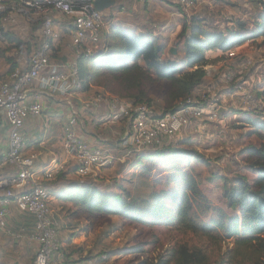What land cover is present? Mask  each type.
<instances>
[{"label": "built area", "instance_id": "1", "mask_svg": "<svg viewBox=\"0 0 264 264\" xmlns=\"http://www.w3.org/2000/svg\"><path fill=\"white\" fill-rule=\"evenodd\" d=\"M164 1L176 3L187 17L196 6V0ZM58 17L70 22L69 46L75 55V60L65 70L52 62L51 55L59 38ZM18 18L38 20L40 33L27 56L18 54L21 48L16 50L20 66L12 68L0 83V113L9 128L7 152L0 157V169L11 170L0 179V231L16 240L26 236L35 242L34 264H55L63 255L57 223L49 205L50 183L66 172L78 177L95 176L116 162H124L125 155L114 156L88 146L76 133V120L72 117L62 128L61 153L39 164L37 152L24 151L21 129L29 118L38 117L44 109L40 98L31 94L30 88L36 81L39 80L50 94L65 95L80 89L77 58L91 56L98 50L109 18L95 8L94 0H0V41H7L8 28L15 25ZM226 57L236 60L239 68L246 65L236 49L228 51ZM229 79L231 81L232 76ZM235 89L241 92L244 105L248 103L264 111V102L256 98L250 88L244 87L243 81H239ZM105 100L110 114L122 116L128 122L129 129L122 141L127 154L174 146L176 136L187 128L205 118L214 121L218 117L216 110L206 112L208 105L204 97H188L180 106L163 114L148 103L104 93L95 94L89 103L97 106ZM12 204L33 219L29 231L8 228ZM87 264L94 262L87 260Z\"/></svg>", "mask_w": 264, "mask_h": 264}, {"label": "rangeland", "instance_id": "2", "mask_svg": "<svg viewBox=\"0 0 264 264\" xmlns=\"http://www.w3.org/2000/svg\"><path fill=\"white\" fill-rule=\"evenodd\" d=\"M115 2L116 0H113L112 6L115 5ZM199 2H213L212 6L216 9L228 10L235 14L239 9H248L252 6V3H249L252 2L251 0H199ZM171 5L174 6V10H181L176 3H171ZM193 11L194 9H191L188 14H192ZM181 12L183 13V10ZM203 13L206 14L207 11ZM143 23L144 21L141 22V27L145 26ZM181 23L182 19L177 18L175 23L166 27V33L163 31L162 35H156L158 41L162 42L165 47L163 60L172 57L171 50L173 49L175 57L172 59L177 63L180 62L179 54L182 52V41L178 38L177 32ZM162 26L160 25V27ZM65 33L69 34L70 32L67 30ZM16 40L26 43L25 46L28 47L22 54L27 56L28 48L38 42L39 32L36 28H30L24 41L19 38ZM235 49L239 53V58L246 61V65L237 77L248 79L252 75H256L260 77V82H264V36L251 39ZM0 57L15 60L10 56V47L1 44V42ZM256 82L258 83L255 78L251 83V90L256 98L261 99L262 91L259 88L264 89V83L256 86ZM93 83L95 94L104 93L128 98L130 95H138L140 92L142 94L140 97L151 101L158 113L172 106L168 97L171 85L167 81H158L154 78V80L146 79L141 82H133L131 78L127 79L120 74H116L112 78L111 74L105 73ZM192 97H197V94L194 93ZM222 100L219 105L222 106V111L227 114V118L230 116V111L235 112L234 114L243 115L245 113L225 106ZM223 112L220 113V117L224 116ZM242 115L233 124L230 123L231 121H227L223 128L217 126L215 121V124L208 127L207 136H192L188 131L180 133L175 140L176 142L179 139L183 141L176 143V148L172 149L170 154L167 151L165 153V149H148L142 153H136L124 164H115L98 171L95 176L78 177L65 174L61 179L60 175L57 176L51 182L49 205L62 242L61 251L68 256L74 255L73 258L79 260H92L94 264H163V261L168 259V252L171 249L184 245L188 249L204 248L210 263L220 264L227 250L232 248L231 242L213 243L204 237L180 231L165 223L152 225L131 222L114 215L88 214L73 203L61 200L59 196L74 182L104 191L110 190L114 193L129 195L138 200L147 199L152 192L171 187V184H167L166 180L172 170L185 169L196 176L200 188L210 203L223 206L226 209L222 197V178L230 179L235 174L245 175L247 180H251L253 174L248 171L246 166L251 164L254 158L241 153L242 149L264 143V136L253 133L255 132L254 127L252 124L246 126L244 123L246 120L241 117ZM184 140L190 141L185 142ZM226 211L229 210L226 209ZM230 214L233 213L230 212ZM242 249L240 255L245 259L237 258V260L241 264H254L255 256L252 248L244 247Z\"/></svg>", "mask_w": 264, "mask_h": 264}, {"label": "trees", "instance_id": "3", "mask_svg": "<svg viewBox=\"0 0 264 264\" xmlns=\"http://www.w3.org/2000/svg\"><path fill=\"white\" fill-rule=\"evenodd\" d=\"M251 1L259 7V13L250 22L249 28L247 22L236 20L231 29L217 26L206 29L201 17L189 16L178 34L183 51V62L179 63L173 59H161L165 47L155 36L137 34L109 23L98 50L91 56L81 55L77 58L81 90H88L105 73L111 74L112 78L120 74L131 78L133 82L155 78L171 85L168 97L172 106L160 114L177 108L194 95L204 82L206 67L217 60H210L208 52L215 50L225 55L251 39L264 36V0ZM7 37L9 42L17 46L22 44L12 36ZM261 91L260 98L264 102V89ZM140 96L142 94L139 92L128 98L152 105L151 101ZM247 121L254 127L253 133L264 136V111L247 118ZM182 141L177 140L176 143ZM175 148L174 145L154 150L165 149V153L167 151L170 154ZM241 153L254 158L247 166L254 173V178L250 182L245 175L234 174L230 179L222 178L225 207L233 214L210 203L196 176L185 169L172 170L166 180L171 187L154 191L147 199L138 200L129 195L74 182L68 185L59 198L73 203L88 214L114 215L131 222L152 225L165 223L213 243L231 242L232 248L227 250L220 264H241L237 258L245 259L240 255L244 247L252 248L254 264H264V143L244 147ZM64 176L63 173L59 178ZM170 263L211 264L204 248L188 249L184 245L168 252V259L163 264Z\"/></svg>", "mask_w": 264, "mask_h": 264}, {"label": "crops", "instance_id": "4", "mask_svg": "<svg viewBox=\"0 0 264 264\" xmlns=\"http://www.w3.org/2000/svg\"><path fill=\"white\" fill-rule=\"evenodd\" d=\"M147 1L148 0H144V2L139 0H116L114 6L105 8L102 13L109 18L108 23L110 24H117L123 28L133 30L137 34L152 35L155 37L159 34L162 35L166 27L171 25V23H175L177 18L180 20L182 19V23L177 32V34H179L183 24L188 21L187 15L185 16L179 8L180 11L174 10V6L171 5V3L174 4V2H166L169 3L166 4L165 2H161L163 0ZM249 3H252L251 8L239 9L235 14L228 10L220 11L216 9L212 6L213 2H199V0H197L194 11L190 16L196 15L201 17L204 20L206 29H210L214 26L231 29L236 20L247 22L249 28L251 27L250 22H253L259 13V7L253 2ZM122 6L124 10L121 11L120 8ZM204 11H207V13H203ZM57 21L59 38L52 47V62L56 63L61 70H65L66 67L75 60V55L69 46L70 33H65L67 30L71 32L70 22L62 17H58ZM142 21H144L143 24L145 25L143 27L140 26ZM160 25L163 26L160 27ZM30 28H36L40 33V22L35 18L31 20L18 18L17 23L8 28L9 37L12 36L14 40L19 38L24 41L25 37L28 36ZM0 42L10 47V56L15 58V60L12 61L10 59V61L8 58H6V60L0 57L1 83L7 78L8 72L12 68L20 66L19 62H17L18 56L15 53L17 52L16 50L21 48V51L19 53L17 52L21 56L22 52L25 51L28 46H25V42L17 46L9 42L8 37L6 42ZM34 44L28 48V53L34 47ZM99 47L100 45L98 48ZM174 53L171 51L172 57H175L173 55ZM179 55L180 62H183V51ZM225 55L215 50L207 53L210 60H217L206 67L207 74L204 82L194 93L197 94V97H204L208 105L206 112L208 113L212 110H216L218 117L214 121H209L205 118L203 121L197 122L188 128L187 131L192 136H207L209 132L208 127L211 124L217 123V126L223 128L227 121H231L230 123L233 124V122L242 115L237 113L234 114L235 112L230 111V116L227 118V114L222 111V106L219 105L221 99H223L222 101L225 106L233 107V109H238L243 111V113L245 112L241 117L246 120L244 121L246 126L248 125L247 118H253L255 114L262 112L254 109L248 103L244 105L241 92L236 91L235 85L241 80V82L243 81L244 87L251 89V83L255 78L258 81V83L256 82L255 84L256 86L264 82H260V77L256 75H252L248 79L237 77L242 72L243 67L239 68L237 62L235 63L236 60L233 61V59H229ZM172 57L169 59L172 60ZM220 57H222V59ZM163 58L164 53L161 59L163 60ZM258 72L260 71L258 70ZM231 76L233 79L229 81ZM94 89V86L91 85L86 91H82L80 87V89L73 90L65 95L50 94L41 86L39 80L36 81L30 88L31 94L33 95L32 97L38 96L40 98L44 103V109L38 117L29 118L21 129L24 137V151L26 153L37 152L39 155V164H45L53 156L60 154L62 128L70 118L74 117L76 120V133L88 144V146L100 148L114 156L125 155L124 162H116L113 165L126 163L136 154H127L126 150L122 147L123 138L126 136L129 129L128 122L122 116L110 114L108 112L106 100L97 106L89 103V99L95 95ZM259 89L262 90L263 88ZM216 95H218V97H216ZM221 112L224 114L223 117H220ZM8 130L9 128L5 122L4 116L0 113V157L7 152ZM187 131H185V133H187ZM247 169L253 174L254 178V173L250 171L248 167ZM10 172L11 170L8 167L0 169V179ZM64 174L75 175L73 172H66ZM253 178L248 181H252ZM111 192L114 193V191ZM10 209L11 213L8 219V228L13 231L19 228H24L26 231H29L32 227L33 219L29 215L18 210L14 204L11 205ZM36 247V243L29 241L26 236L16 240L10 236H6L0 231V264H34ZM62 255L63 258L55 264H87V260L73 258L74 255L68 256L64 252H62Z\"/></svg>", "mask_w": 264, "mask_h": 264}, {"label": "water", "instance_id": "5", "mask_svg": "<svg viewBox=\"0 0 264 264\" xmlns=\"http://www.w3.org/2000/svg\"><path fill=\"white\" fill-rule=\"evenodd\" d=\"M113 0H94V6L98 11H103L105 8L112 6ZM175 52L173 49L171 50Z\"/></svg>", "mask_w": 264, "mask_h": 264}]
</instances>
